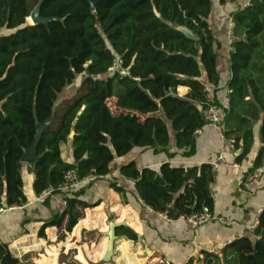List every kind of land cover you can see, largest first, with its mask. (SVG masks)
<instances>
[{
  "label": "trees",
  "instance_id": "1",
  "mask_svg": "<svg viewBox=\"0 0 264 264\" xmlns=\"http://www.w3.org/2000/svg\"><path fill=\"white\" fill-rule=\"evenodd\" d=\"M93 1L94 9L90 0H44L41 15L53 20L31 24L26 21L33 10L30 0H0V206L28 202L24 151L32 146L38 127L54 117L64 89L78 75L88 76L85 92L64 103L59 124L42 132L37 159L30 162L35 193L52 189L46 204L59 193L67 201L63 211L43 220L41 237L50 226L59 228V240L88 223L106 230L107 217L100 207L87 209L84 217L86 208L98 204L86 199L88 189L104 178L126 201L129 190L123 179L133 181L146 206L173 219L205 206L213 210L211 183L216 171L209 163L184 166L165 161L140 168L131 160L113 176L118 158L135 148L165 153L169 159L195 155V133L206 125L203 109L210 103L225 109L224 135L234 136L236 143L243 140L238 160L250 151L253 123L261 119L263 146L254 166L264 154V0H251L233 13L228 105L217 97L216 38L209 22L214 0ZM182 27L197 38L186 35ZM117 56L130 68L129 75L109 71ZM207 84L214 89L212 100ZM180 85L190 88L185 96L177 91ZM113 97L118 113L109 105ZM172 140L174 150L169 149ZM62 143H69V162L62 157ZM70 169L79 178L93 173L97 179L60 190ZM117 234L138 238L124 225L117 227ZM253 234L254 241L243 236L231 244L228 262L264 264V208ZM47 251L48 264H56L58 246L52 244ZM0 264L24 262L9 243L0 242Z\"/></svg>",
  "mask_w": 264,
  "mask_h": 264
},
{
  "label": "crops",
  "instance_id": "2",
  "mask_svg": "<svg viewBox=\"0 0 264 264\" xmlns=\"http://www.w3.org/2000/svg\"><path fill=\"white\" fill-rule=\"evenodd\" d=\"M250 2L251 0H228L221 3L214 0L213 11L209 17L216 38L217 69L220 76L217 97L224 105H228L229 102L228 84L232 78L230 52L233 37L229 36V17ZM207 86L208 98L212 100L215 95L214 89L210 84ZM180 87L185 88L183 93ZM189 90L186 85L177 87L181 96H185ZM260 126L261 119L254 121V142L250 151L241 160H238V156L244 150L243 140L241 139L239 143L227 140L224 145V137L227 139L235 137L225 136L224 127L222 129L214 125H205L195 133L197 151L190 158L178 155L169 159L165 153L155 154L152 150L135 148L117 160L118 170L113 176L119 174L121 164L131 160H135L140 168L158 166L165 161L192 166L211 164L220 153L224 154L229 162L238 163L239 166H221L215 170L216 177L211 183V192L214 198V214L224 217L229 222L215 219L194 227L182 218L168 220L140 200L133 181L123 179L129 190L126 201L124 196L111 188L109 181L104 178L95 181L88 189L86 199L98 204L86 208L84 217L87 209L94 210L100 207L99 211L107 217L106 230L99 225L86 222L88 224L83 225L81 230L66 232L64 240L58 239L57 226L47 227L46 236L41 237L39 230L43 220L55 212L63 211L65 199L63 193L53 194L46 204L44 199L47 195L41 197L34 191L35 174L32 164L23 161L24 188L28 202L23 206L17 205L0 217V242L9 243L23 261L33 260L35 264H48L50 259L47 248L52 244L58 246L56 264H160L158 262L160 258L169 259L173 264H233L228 262L232 257L231 244L243 236L255 240L253 231L264 208V175L253 186L245 191L240 190L263 146L260 140ZM169 149H175L173 140ZM61 151L64 160L68 162L72 160L69 143H62ZM110 221H124L126 223L124 226L133 229L138 238L131 239L124 234H117L114 253L109 261H105L109 246L106 232ZM48 230L54 233L53 237ZM65 241H68L67 247L64 246ZM71 252H74L73 256L70 255Z\"/></svg>",
  "mask_w": 264,
  "mask_h": 264
},
{
  "label": "built area",
  "instance_id": "3",
  "mask_svg": "<svg viewBox=\"0 0 264 264\" xmlns=\"http://www.w3.org/2000/svg\"><path fill=\"white\" fill-rule=\"evenodd\" d=\"M234 17L233 15L229 17V36L233 37V31H234ZM123 59L120 56H117L114 58L113 63L111 67L109 68L110 72H115L120 74L121 76L129 75L130 74V68L124 66L123 64ZM225 109L223 106L216 104V103H210L208 106L203 109V116L206 121V125H214L218 128L224 127V119H225ZM198 131V130H197ZM196 131V132H197ZM224 145L227 142V140L235 143L236 140L235 138H230L227 139L224 137ZM211 165L213 167V170L219 169L221 166H239L238 163L235 162H229L224 154L220 153L218 157L211 162ZM264 175V154L262 156L261 162L257 166H253L251 170L247 173L244 181L242 182L241 191H245L249 187L253 186L256 184ZM64 183L59 186L60 190L66 191V190H71L75 189L81 185L88 184L92 181H95L97 179V176H95L93 173L89 174L88 176H85L83 178H79L77 175V172L75 169H70L65 173L64 176ZM52 189L46 190L43 193H41V197H44L46 195H50L52 193ZM63 206L64 208L67 207V201H63ZM17 205H11V206H6V205H1L0 206V217L6 213L8 210L16 208ZM162 216L167 218L168 220H172L173 218H170L166 213L160 212ZM179 218L185 219L188 221L190 224H192L194 227H197L205 222H208L210 220H215L218 219L223 222H229L227 221L224 217H220L214 214L213 210L210 209V207L205 206L203 210L194 212L191 214H185L181 215ZM160 264H173L169 259L166 258H160L158 260Z\"/></svg>",
  "mask_w": 264,
  "mask_h": 264
},
{
  "label": "water",
  "instance_id": "4",
  "mask_svg": "<svg viewBox=\"0 0 264 264\" xmlns=\"http://www.w3.org/2000/svg\"><path fill=\"white\" fill-rule=\"evenodd\" d=\"M44 0H40L38 2V4L34 7V9L32 10L31 14L27 17L26 21L31 23V24H36V23H49L51 20H53V18L50 17H44L41 15V5L43 3ZM91 4H92V8H95V1L90 0ZM181 30H183L186 35H188L189 37L192 38H197L194 34H192L188 29H186L185 27L181 28ZM49 126V121L45 122L44 124L40 125L37 129V133H36V137L35 140L32 144V146L28 149H25L24 151V155L22 157L23 161L26 162H31L32 160H36L37 159V155H36V146L38 143V140L42 134V132ZM74 131H72L70 138H73L74 135ZM126 223L124 221H110L109 223V229L106 232L107 236L109 237V246H108V251L107 254L104 258L105 261H109L114 253V248H115V241L117 239V227L121 226V225H125Z\"/></svg>",
  "mask_w": 264,
  "mask_h": 264
},
{
  "label": "rangeland",
  "instance_id": "5",
  "mask_svg": "<svg viewBox=\"0 0 264 264\" xmlns=\"http://www.w3.org/2000/svg\"><path fill=\"white\" fill-rule=\"evenodd\" d=\"M38 0H30V3L34 9L36 6ZM87 75L86 74H80L77 76V78L74 80V82L66 87L62 94L60 95L59 102L56 106V112L54 117L49 121V125L51 126H57L59 124L60 117L62 115L63 110L65 109L64 103L69 100H75L77 99L86 89V84H87ZM109 105L112 109L113 112L118 113V109L115 105V97L109 99ZM111 220V218H110ZM68 241H66L67 243ZM66 243L64 244L65 247H67ZM69 250V249H68ZM48 253V251H47ZM53 254V253H52ZM58 252L56 253V258H57ZM70 255H74V252H71ZM55 258V259H56ZM63 258V257H62ZM24 264H35L33 260H24ZM49 263V262H48ZM57 263V260H56Z\"/></svg>",
  "mask_w": 264,
  "mask_h": 264
},
{
  "label": "bare ground",
  "instance_id": "6",
  "mask_svg": "<svg viewBox=\"0 0 264 264\" xmlns=\"http://www.w3.org/2000/svg\"><path fill=\"white\" fill-rule=\"evenodd\" d=\"M183 28V27H182Z\"/></svg>",
  "mask_w": 264,
  "mask_h": 264
}]
</instances>
